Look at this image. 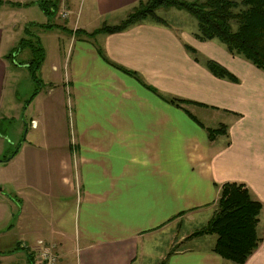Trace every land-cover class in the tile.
Listing matches in <instances>:
<instances>
[{
  "label": "crops",
  "instance_id": "1",
  "mask_svg": "<svg viewBox=\"0 0 264 264\" xmlns=\"http://www.w3.org/2000/svg\"><path fill=\"white\" fill-rule=\"evenodd\" d=\"M55 1L57 13L49 17L70 32L61 81L71 115L67 122L47 107L48 123L40 132L30 124L24 154L27 187L40 185L47 166L52 194L71 199L73 209L64 215L58 208L55 226L47 228L39 225L37 208L14 213L7 203L0 219L7 214V233L16 227L24 239L2 258L38 264L33 249L43 240L58 264H230L213 252L212 236H189L211 218L220 187L233 183L261 205L262 242L244 264H264V71L216 41H198L197 28L176 29L165 18L169 10L158 15L165 26L146 19L89 37L75 31L118 25L139 0ZM2 36L0 29V44ZM184 45L202 56L200 63ZM206 59L234 80L213 76ZM3 61L0 56V101ZM60 94L55 98L65 108L62 87ZM172 98L186 102L175 105ZM221 126L226 135L209 141L206 131ZM176 222L177 234L187 236L171 252Z\"/></svg>",
  "mask_w": 264,
  "mask_h": 264
},
{
  "label": "rangeland",
  "instance_id": "2",
  "mask_svg": "<svg viewBox=\"0 0 264 264\" xmlns=\"http://www.w3.org/2000/svg\"><path fill=\"white\" fill-rule=\"evenodd\" d=\"M4 1L6 2L7 0ZM32 1L41 3L45 0ZM9 3L0 7V29L3 30L0 56L2 59L11 57L7 59V62L4 60L6 71L1 88L2 97L0 101V199L5 202V207L0 205V209L3 211L6 208L7 210V203L10 205L11 210L15 209L14 213H17L20 208L28 210L37 208L42 212L43 216V219L38 217L39 225L50 228L52 225L55 226L54 214L58 208L61 211L63 210L64 215H68L73 209V203L71 199L64 203L61 196L52 194L50 190V181L52 179H48L47 166L46 171L38 175L40 185L37 188L27 187L29 176L26 169L24 148L30 142V137L26 132L30 128L32 121L35 122V127L39 126L37 131L41 130L42 125L48 123L47 107L50 106L54 113L60 117L66 115L67 122L68 118H70L71 111L67 102L69 96L66 93V85L61 81L70 32L64 30L65 26L58 20L47 17L42 8L37 4L31 3V1L10 0ZM168 10L169 13L165 18L176 29L182 30L183 27L197 28L195 19L188 13L175 9ZM161 12H165V10L158 9L156 14L161 15ZM187 30L189 31V29ZM76 33H78L77 35H86L85 31ZM216 42L219 43L218 41ZM194 51L197 53L198 60H195L186 50L193 61L200 63L202 56L200 57L198 52ZM37 62L39 63L36 65ZM29 64L30 67H28ZM31 70L35 75V79L31 75ZM61 87L64 93V102L66 103L65 108H62L59 105V99L55 98L62 97L60 94ZM173 99L179 100L177 98ZM21 199L26 201L25 205L23 204L20 207L19 202ZM8 221L7 214L4 219H0L1 264H7V258L3 259L2 257L7 256V251H10V247L14 246L17 241L24 239L18 238V229L16 227H13V230L7 233L9 230L7 229ZM31 222L32 220L28 218V224ZM176 224L178 222L173 223L171 227V246L169 249L171 252L177 250V242L187 236L177 234L179 226ZM174 226L175 229H173ZM211 236L216 241V236ZM30 241V243H34L35 240L32 239ZM38 241L35 242V245ZM181 244H185V242H181ZM25 245L23 244V246ZM11 251L13 252L14 250ZM23 252L19 251V255L24 256L25 262V254ZM152 255V259H157L160 256L159 252Z\"/></svg>",
  "mask_w": 264,
  "mask_h": 264
},
{
  "label": "trees",
  "instance_id": "3",
  "mask_svg": "<svg viewBox=\"0 0 264 264\" xmlns=\"http://www.w3.org/2000/svg\"><path fill=\"white\" fill-rule=\"evenodd\" d=\"M31 3L39 5L47 17L57 13L58 5L55 0ZM6 4L10 3L0 0V7ZM158 9H175L188 13L197 23V40H216L230 55L240 57L264 71V0H139L120 24L103 25L86 35L93 37L99 33H119L146 19L165 26L166 22L156 14ZM184 48L198 60L197 53L191 47ZM8 58L11 57H4L3 60L7 62ZM205 65L213 76L234 80L232 75L217 63L207 60ZM114 66L128 75L135 76L124 68ZM31 75L35 79L32 70ZM171 101L175 105L186 102L173 98ZM206 132L209 141L226 135L224 126ZM260 211L261 205L252 199L242 185L224 184L220 187L211 218L189 238L214 235L215 254L233 264H244L262 242L257 232ZM164 263L165 260L159 264Z\"/></svg>",
  "mask_w": 264,
  "mask_h": 264
},
{
  "label": "built area",
  "instance_id": "4",
  "mask_svg": "<svg viewBox=\"0 0 264 264\" xmlns=\"http://www.w3.org/2000/svg\"><path fill=\"white\" fill-rule=\"evenodd\" d=\"M66 17V13L61 14L62 19ZM35 125V122L32 121L31 126L35 127ZM33 250L36 252L39 264H58L59 258L52 245L45 243L43 240H39Z\"/></svg>",
  "mask_w": 264,
  "mask_h": 264
}]
</instances>
